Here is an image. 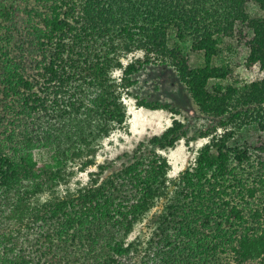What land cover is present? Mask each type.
<instances>
[{
  "label": "trees",
  "instance_id": "16d2710c",
  "mask_svg": "<svg viewBox=\"0 0 264 264\" xmlns=\"http://www.w3.org/2000/svg\"><path fill=\"white\" fill-rule=\"evenodd\" d=\"M22 1L26 34L2 48L23 68L0 65V264H264V76L236 86L235 65L215 62L245 46V65L264 68V0H0V20ZM188 47L202 65L189 64ZM137 50L143 58L122 61ZM146 63L171 66L199 111L231 127L171 178L159 150L187 137L174 117L128 163L99 180L100 164L61 196L73 168L93 165L98 143L124 123L123 91ZM161 198L140 252L129 235Z\"/></svg>",
  "mask_w": 264,
  "mask_h": 264
},
{
  "label": "rangeland",
  "instance_id": "374dc122",
  "mask_svg": "<svg viewBox=\"0 0 264 264\" xmlns=\"http://www.w3.org/2000/svg\"><path fill=\"white\" fill-rule=\"evenodd\" d=\"M24 8L25 3L22 1L21 5L16 6V12L14 13L16 15L0 20V65L1 69L3 68L6 72H14V69L23 68L22 63L18 62V60L9 62L10 56L8 53L10 52L7 50L9 47L3 49L2 46L4 47L5 44H8V38L10 37L17 40L25 36L27 11ZM248 11L251 15L262 13L256 3H249ZM15 26L22 28L23 33L17 34L13 29ZM187 52L191 66L202 65L203 57L201 52L192 50L189 47ZM247 55L248 48L241 46L240 49H233L228 52L226 57L220 53L215 58L216 64H221L225 58L232 65H235L234 74L228 82H233L234 85L239 86L245 81L259 79L264 76V68H260L259 65H254L252 68H248L245 65L244 62ZM135 58H143V52L141 50L130 52L122 61L126 63ZM112 74L119 80L121 71L120 69H115ZM133 77L135 79L134 85L129 87L128 91H123L122 95V100L126 105L124 123L111 131L108 136L98 143L93 165L84 170H79L77 167L73 168L75 171L74 176L68 183L62 184L58 188L61 196L68 190L75 191L78 187L90 182V172L100 171L98 166L100 164H103L105 168L101 171L98 177L99 180L110 172L119 169L123 164L128 163L139 144L141 142L144 144L152 135L161 133L171 124L174 117L183 122L187 137L178 140L175 146L171 148L159 150L169 160V177L171 178H175L181 170L194 164L197 152L212 134L223 132L231 127L230 125L222 126L218 118L205 115L199 111L190 93L171 66L160 63H146ZM214 81L215 79H210L209 87ZM136 97L168 103L177 112L169 109H149L138 106ZM247 127L240 129L242 139L247 136ZM248 129L252 130L251 127H248ZM201 132H207L209 135H201ZM191 136H194V138L192 139ZM187 139L189 141H186ZM47 196L44 195L43 197ZM165 202V198L158 199L152 209L135 225L129 235V240L137 239L140 252L145 251L144 247L152 234L155 219ZM193 249H189V252L197 254V250L193 251Z\"/></svg>",
  "mask_w": 264,
  "mask_h": 264
}]
</instances>
